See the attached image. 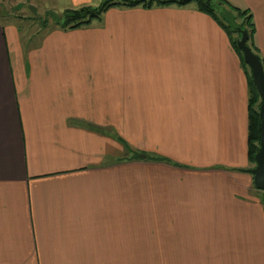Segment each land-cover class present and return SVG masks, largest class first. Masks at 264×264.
Masks as SVG:
<instances>
[{"label":"crops","instance_id":"1","mask_svg":"<svg viewBox=\"0 0 264 264\" xmlns=\"http://www.w3.org/2000/svg\"><path fill=\"white\" fill-rule=\"evenodd\" d=\"M228 1L264 64V0ZM27 35L0 22V264H264L249 73L217 20L117 5Z\"/></svg>","mask_w":264,"mask_h":264},{"label":"trees","instance_id":"2","mask_svg":"<svg viewBox=\"0 0 264 264\" xmlns=\"http://www.w3.org/2000/svg\"><path fill=\"white\" fill-rule=\"evenodd\" d=\"M191 2H195L200 11L211 15L225 29L242 64L249 73V160L256 165L255 155L258 152L261 138L259 130L261 122L259 114L261 98L254 85L251 69L246 64L243 52L238 45V39L242 36V30H247L249 35L247 44L258 54V47L255 43V23L253 15L248 9L237 7L228 0H104L98 6L86 4L75 8H67L60 15L55 14L53 19L56 25L54 27L68 30L88 25L92 20L100 19L107 9L117 5L128 7L142 5L144 7H151L155 4L167 5L176 3L178 5H185ZM47 23L48 21H45L44 25ZM128 150L130 151L131 149L128 147ZM133 157L139 159L169 160L164 157H153L147 153L137 151L133 152Z\"/></svg>","mask_w":264,"mask_h":264},{"label":"rangeland","instance_id":"3","mask_svg":"<svg viewBox=\"0 0 264 264\" xmlns=\"http://www.w3.org/2000/svg\"><path fill=\"white\" fill-rule=\"evenodd\" d=\"M104 0H93L92 5L98 6ZM45 0H0V22H13L19 26L21 32L37 37L45 29L53 27L54 15H60L65 10H57L44 3ZM156 3V2H155ZM51 5V4H49ZM48 21L46 25L44 22ZM263 193V190H259Z\"/></svg>","mask_w":264,"mask_h":264},{"label":"water","instance_id":"4","mask_svg":"<svg viewBox=\"0 0 264 264\" xmlns=\"http://www.w3.org/2000/svg\"><path fill=\"white\" fill-rule=\"evenodd\" d=\"M248 38V31L242 30V36L238 39V45L243 52L246 64L251 69L254 85L261 98L259 111L261 119L259 126L261 133L260 146L255 155L256 165L249 169V171L253 174L254 186L264 191V65L261 57L247 44Z\"/></svg>","mask_w":264,"mask_h":264}]
</instances>
